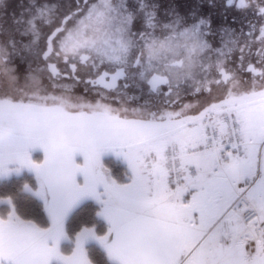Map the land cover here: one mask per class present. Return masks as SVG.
<instances>
[{
	"label": "snow or ice",
	"instance_id": "obj_1",
	"mask_svg": "<svg viewBox=\"0 0 264 264\" xmlns=\"http://www.w3.org/2000/svg\"><path fill=\"white\" fill-rule=\"evenodd\" d=\"M227 6L256 22L217 34L148 0L0 14V186L32 174L0 199V264H264V0ZM85 200L107 229L70 236Z\"/></svg>",
	"mask_w": 264,
	"mask_h": 264
},
{
	"label": "flooded vegetation",
	"instance_id": "obj_2",
	"mask_svg": "<svg viewBox=\"0 0 264 264\" xmlns=\"http://www.w3.org/2000/svg\"><path fill=\"white\" fill-rule=\"evenodd\" d=\"M29 0H7V9L4 11L0 9V14L8 18V23L11 24V15L16 13L20 15L22 9L20 5H27ZM66 3H71V0H64ZM138 0H128V3L133 7L136 6ZM150 3H159L161 13L163 10H175L181 16L188 18H207L211 21V27L217 34L221 28H230L246 33L248 31V24L256 22V17L251 13L242 14L234 8L227 6V0H148ZM192 14V17H190ZM214 42L217 37L211 38ZM80 89L83 85L79 86Z\"/></svg>",
	"mask_w": 264,
	"mask_h": 264
},
{
	"label": "trees",
	"instance_id": "obj_3",
	"mask_svg": "<svg viewBox=\"0 0 264 264\" xmlns=\"http://www.w3.org/2000/svg\"><path fill=\"white\" fill-rule=\"evenodd\" d=\"M34 158H41L40 152L34 153ZM105 166L109 167L114 176L120 178L123 171L126 168V165L121 161L116 160L114 157H106L103 160ZM32 174L28 171H23L19 177L13 176L6 185L0 186V199H4L7 196H11L18 191V188L24 181H31ZM18 206L22 210H27L31 215L35 216L38 219H44V213L42 211V206L36 203L35 201H18ZM99 209V205H97L93 201H87L83 203L76 211L72 213L69 217L66 224V231L71 236L78 232L82 226L92 227L95 226V230L98 234H103L107 229V224L96 215V212ZM63 250L65 252H70L71 246L64 244ZM86 250L89 253L91 258H95L99 249L96 243H90L86 245ZM100 257L97 256V259Z\"/></svg>",
	"mask_w": 264,
	"mask_h": 264
},
{
	"label": "crops",
	"instance_id": "obj_4",
	"mask_svg": "<svg viewBox=\"0 0 264 264\" xmlns=\"http://www.w3.org/2000/svg\"><path fill=\"white\" fill-rule=\"evenodd\" d=\"M38 152V151H37ZM41 154V153H40ZM41 156H42V154H41ZM33 157H34V153H33ZM106 157H113L111 154H109V156H104V157H102V162H103V160H104V158H106ZM115 158V157H114ZM36 159V158H35ZM116 159V158H115ZM117 160V159H116ZM122 162V161H121ZM123 163V162H122ZM124 164V163H123ZM126 165V164H125ZM23 171H27V170H23ZM87 201H92V200H85V201H83V202H81V204H79L74 210H73V212L74 211H76V209H78L83 203H85V202H87ZM94 202V201H93ZM72 212V213H73ZM72 213L69 215V217L72 215ZM69 217H68V219H69ZM68 219L66 220V224H67V221H68ZM102 220H103V218H101ZM104 221V220H103ZM105 223H106V221H104ZM89 243V242H88ZM88 243H86L85 244V248H86V245L88 244ZM90 243H95L94 241H90ZM62 248H63V245H62Z\"/></svg>",
	"mask_w": 264,
	"mask_h": 264
},
{
	"label": "rangeland",
	"instance_id": "obj_5",
	"mask_svg": "<svg viewBox=\"0 0 264 264\" xmlns=\"http://www.w3.org/2000/svg\"><path fill=\"white\" fill-rule=\"evenodd\" d=\"M106 156H109V155H106ZM88 244H90V242Z\"/></svg>",
	"mask_w": 264,
	"mask_h": 264
}]
</instances>
